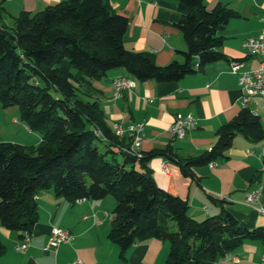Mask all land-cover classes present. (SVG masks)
Wrapping results in <instances>:
<instances>
[{"label": "trees", "instance_id": "1", "mask_svg": "<svg viewBox=\"0 0 264 264\" xmlns=\"http://www.w3.org/2000/svg\"><path fill=\"white\" fill-rule=\"evenodd\" d=\"M174 27L186 44L182 62L158 66L151 53L127 51V19L108 0H64L35 13L21 12L11 26L0 7V104L17 107L37 146L0 142V225L23 238L38 220L36 197L51 190L77 199L115 201L108 239L126 250L146 239L169 244L165 264H215L244 241L264 245V227L246 229L223 209L196 221L187 203L160 189L146 162L156 155L175 161L185 176L225 158L237 135L264 138L259 118L247 107L222 125L216 142L197 156L172 159L169 150L131 156V137L107 125L93 86L115 69L139 82L173 83L222 58L217 32L237 14L226 6L207 10L203 0H174ZM138 166V169L136 168ZM5 252L0 243V256Z\"/></svg>", "mask_w": 264, "mask_h": 264}, {"label": "crops", "instance_id": "2", "mask_svg": "<svg viewBox=\"0 0 264 264\" xmlns=\"http://www.w3.org/2000/svg\"><path fill=\"white\" fill-rule=\"evenodd\" d=\"M61 1L64 0H0L5 15L2 23L11 26L12 17L19 13L32 14ZM108 3L115 13L127 19L123 36L127 51L151 53L158 66L183 61L181 53L187 47L174 27L180 18L177 2L108 0ZM203 3L207 10L221 5L237 14L217 32L221 59L173 83L139 82L124 69L111 70L93 83L108 126L143 123L142 154L168 149L170 157L176 160L209 150L216 142L217 130L244 108L237 77L229 70L230 62H237L243 70L256 69L264 62V55L251 56L243 48L244 41L256 38L263 28L264 0H203ZM122 77L134 79L135 85L114 97L112 83ZM246 107L259 118L264 129V98H252ZM175 115L196 119V128L182 139H174L169 133ZM40 141V134L30 132L15 116L0 110V142L37 146ZM263 146L264 138L253 141L237 135L224 159L193 168L191 176L183 175L178 164L166 155H156L146 162V167L160 189L187 203L192 219L203 221L225 209L241 226L253 229L264 227V217L258 212L260 207L264 208V182L259 180L257 157ZM162 164L167 167V175L161 173ZM254 191L260 192L259 202L247 203V196ZM36 201L38 220L25 250H16L22 244L20 234L0 225V243L5 248L0 264H69L75 259L84 264L166 262L169 244L154 238L133 245L121 258L118 246L108 239L115 206L111 197L75 204L47 190L40 192ZM53 229L68 230L71 240L55 253L44 252L42 248ZM215 264H264V245L244 241Z\"/></svg>", "mask_w": 264, "mask_h": 264}, {"label": "built area", "instance_id": "3", "mask_svg": "<svg viewBox=\"0 0 264 264\" xmlns=\"http://www.w3.org/2000/svg\"><path fill=\"white\" fill-rule=\"evenodd\" d=\"M263 28L260 34L256 38L246 39L243 43V48L251 56L264 55V12L262 15ZM229 70L232 74L236 75L237 83L241 92V102L243 107H246L250 99L255 97L264 98V62H262L256 69L243 70L241 66L232 61L229 64ZM135 85V80L132 78L122 77L118 78L112 83L113 96L117 97L120 92L129 90ZM196 128V119L190 115L182 116L175 115L173 122L169 128V133L174 139H182L184 136ZM112 132L118 136L123 137L125 135L131 137V145L126 150L128 154L136 158L141 157L140 145L143 136V123H134L123 127L120 124H113L111 126ZM251 153V152H249ZM257 157L260 163L259 180L264 182V146L257 151ZM161 173L167 175L168 170L165 164L161 165ZM259 191H254L247 196L246 202H259ZM84 201L83 199H77L75 204H79ZM206 211V208H204ZM258 212L264 217V208L260 207ZM71 240V234L68 230L53 229L49 235L48 242L45 247L42 248L44 252L57 251L62 245L67 244ZM30 242V235L24 234L22 238V244L16 248V250H25ZM69 264H84L81 260L75 259Z\"/></svg>", "mask_w": 264, "mask_h": 264}, {"label": "rangeland", "instance_id": "4", "mask_svg": "<svg viewBox=\"0 0 264 264\" xmlns=\"http://www.w3.org/2000/svg\"><path fill=\"white\" fill-rule=\"evenodd\" d=\"M0 110H1V111H4V112H7V114H9L10 117L15 116L16 119H17V121H19V112H18L17 107H10V108L3 109V108L1 107V104H0ZM35 133L41 135L40 132H35Z\"/></svg>", "mask_w": 264, "mask_h": 264}]
</instances>
